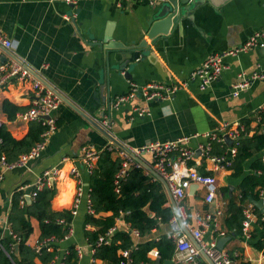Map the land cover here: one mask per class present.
I'll return each mask as SVG.
<instances>
[{"label": "crops", "instance_id": "crops-1", "mask_svg": "<svg viewBox=\"0 0 264 264\" xmlns=\"http://www.w3.org/2000/svg\"><path fill=\"white\" fill-rule=\"evenodd\" d=\"M213 1L219 6L207 3L205 15L188 13V17L182 19L181 25L165 40L144 51L145 56L139 54L133 63H129L125 70L121 71L116 61L122 54L121 50L110 49L107 62L106 49L93 42L110 38L128 44L132 38L139 40L143 37L148 18L153 11L145 0H77L75 4L62 0H0V31L13 42L11 49L1 52L0 57L5 58V61L10 58L9 54L21 57L46 82L99 124L104 117H109L107 130L127 146L139 147L149 142L188 137L185 145L195 152L188 164L200 172L214 174L217 191L213 207L212 203L204 202V189L200 185L193 184L189 187L181 201L186 218L178 219L179 230L199 227L195 214L209 212L212 220L209 227L204 229L202 242L209 244L215 241L216 249L228 254L230 260L219 264H238L240 261L264 264V245L262 249H257L251 244L252 237L245 241L241 234H234L224 224L228 199L238 194L235 179L230 177L232 166L228 170H214L213 164L200 157L198 151L199 145L207 142L203 134L224 123H232L234 126L248 119L250 127L259 124L256 120L260 113L257 111L264 104V79L255 80L236 96L232 94V84L236 81L238 73H250L257 63L264 62V47L226 58L228 68L204 90L198 88L197 81L187 80V85L170 99L146 101L142 97H136L119 108L110 106L117 95L128 90L129 82L143 84L152 81L171 83L186 80L208 55L238 46L250 35L264 31V0ZM262 40L264 42V37ZM147 43L150 44L151 41L148 39ZM125 72H128L126 77ZM31 89L28 81L9 83L0 91V103L6 98L25 110L30 105ZM134 105L144 108L147 114L138 115L133 109ZM16 116L13 120H8L0 111L2 123L14 138L20 139L27 133L29 123L20 121ZM52 116L59 124L50 135L40 156L32 160L28 168H12L3 173L0 182V239L8 235L15 241L9 222L14 192H30L47 169L59 168V176L53 186L55 195L50 202L51 210H71L70 199L75 182L69 171L75 166L79 170L78 181L83 187V194L75 213L72 214L69 228L71 234L68 238L58 241L57 250L61 255L66 251L68 244L74 243L75 248L81 250V254L78 253L79 264H90L92 259L93 264H105L93 256L94 249L83 235V229L94 230L95 226H83L85 215L93 213H90L87 202L90 173L81 160V148L85 145L103 148L110 140L63 101L52 112ZM213 142L220 145L222 152L212 153L211 149L212 155H224L230 147L227 142ZM112 154L116 157L114 152ZM1 155L5 157L3 153ZM142 158L150 161L149 154H143ZM144 172L151 176L145 169ZM161 186L167 199L165 206L170 207L173 217L175 213L171 201L162 183ZM21 187L23 189H19ZM223 187L228 190L224 191ZM259 199L262 198L259 196ZM262 200L264 204V199ZM249 202L251 203V200ZM245 203L242 205V212ZM219 208L222 214L215 216V210ZM256 209L261 213L254 204L255 213ZM110 214L111 212H100L95 214V217ZM261 214V220H264V213ZM122 215L123 213H120V216L115 218L111 228H114L113 232H129L132 246L148 239L156 241L164 235L176 244L170 222L172 217L168 222L159 221L150 233L141 236L137 229L124 221ZM29 220L32 231L27 244L35 250L37 242L41 241L39 223L33 217ZM256 229L260 238H264V229L258 225V215L252 233ZM219 230L225 234L218 235ZM174 232L177 233L176 236L180 234L179 231ZM110 237L111 235V241ZM222 237L229 239L224 242L222 248H218L217 242ZM51 244L48 251L53 250ZM155 250L157 251L153 248L147 254L150 262L157 256L160 257L159 254L153 255ZM39 251L35 252L38 254ZM174 252L175 248L169 260H172ZM60 258L61 256L55 255L47 264H58ZM163 260L166 259L160 257L161 264ZM201 260L206 262L204 257H199L197 264ZM34 261L36 264H42L38 256Z\"/></svg>", "mask_w": 264, "mask_h": 264}, {"label": "built area", "instance_id": "built-area-1", "mask_svg": "<svg viewBox=\"0 0 264 264\" xmlns=\"http://www.w3.org/2000/svg\"><path fill=\"white\" fill-rule=\"evenodd\" d=\"M62 1L68 4H75L77 0ZM145 1L152 6L164 0ZM263 37L264 31H259L250 35L238 46L208 55L202 61V63L190 73L186 80L171 83L152 81L143 84L129 82L128 90L125 93L117 95L111 102L110 106L113 108H119L120 106L131 102L136 97H142L146 101H162L170 99L179 90L187 85V80L197 81L198 88L200 90H204L209 87L224 70L228 68V64L225 61L226 58L235 57L239 53L264 47V42L262 40ZM12 46L13 42L0 31V53L4 52L3 50H10ZM9 56L10 58L8 60L0 64V91L4 90V86L9 83L25 81L30 82L32 87L30 105L25 110L19 112L16 117L24 123L39 120L46 128L41 134V140L36 142L27 152L21 154L16 161L8 163L3 155L0 156V170H2L0 171V182L3 178V173L5 170L12 168H28V164L40 156L49 140L50 135L55 132L57 127L55 123L56 120L52 116V112L57 109L62 101L58 94H56L51 87L47 86L39 78V76H42L32 69L25 62V60L19 56H13L10 54ZM262 79H264V62L257 63L255 68L250 73H238L236 81L232 84V94L236 96L240 91L248 88L255 80ZM133 109L138 115H143L144 113L147 114V111L144 108H141L137 105H134ZM261 110H264V104L257 112H260ZM45 116L48 117L44 118ZM258 122L259 130L264 131V122H260L259 117L256 120V123ZM1 123L2 121L0 118V125ZM100 125L107 129L109 125V117H104ZM235 126H239L240 130L243 129L241 123L234 126L232 123H224L215 130L205 132L203 134L207 139V142L199 145V156L208 159L213 164L214 170H228V168L233 164L234 158L237 154V146L240 141L239 131L235 128ZM225 135L230 138L232 144H230V147L227 148V151L224 155H212L210 153L211 141L223 143L225 142ZM187 141L188 137L184 136L175 140L149 142L139 147H130L124 143L123 144L132 153L140 157L145 164L150 166L159 176L165 180L166 185L173 197L176 205L177 215L173 216L170 220L173 228L172 234L176 239L175 252L171 264H197L198 258L203 257L202 253L207 255L214 264H219L220 262L227 263L230 260V257L224 251L216 249L215 241H211L209 244L202 242L204 229L209 227L210 221L212 220V215L209 212H206L205 214H195V219L199 227L184 231L179 230L180 226L178 219L184 220L186 218V211L182 206L181 201L186 196L189 187L193 184L200 185L204 189L203 200L205 203L215 202V194L217 191V183L214 174L200 172L195 167L188 164V162L193 159L195 152L185 145ZM103 148L112 150L116 157L121 159V167L115 175L116 184H118L119 181L127 175V171L130 167L144 168L141 163L137 162L130 154H128L119 146L115 145L112 141H110L109 144ZM100 151L101 150L94 145L82 146L81 160L89 173L95 166ZM143 154L150 155L149 162L142 158ZM259 154L261 161L264 163V149L261 150ZM145 170L148 174H150L147 169ZM69 172L75 182V189L72 191L70 199V212L73 214L75 213V210L78 207L79 201L82 197L83 187L78 181V168L72 166ZM58 176L59 168L54 167L45 170L37 180V184L35 186L36 189H40L45 184L49 187H53ZM153 178L156 179L154 176ZM19 189H23V187ZM34 195V191L23 193L19 199L20 205H25L26 196H29L32 200ZM259 196L264 199L263 190L260 191ZM87 202L90 203L89 198ZM89 211L90 213H93L90 207ZM214 214L215 216L221 215L222 210L219 208L215 210ZM62 221V219L59 220V222ZM255 223H257V215L254 210V204L248 201L243 207V220L241 227V236L243 240H250L252 228ZM113 231L114 228H110L105 236H100L98 238L97 243H109V235ZM174 231H179L180 234L176 236L177 233ZM70 234L71 229L68 230V234L64 236V239L68 238ZM224 234V231L219 230L218 235L223 236ZM54 240L55 238L51 236L37 242L35 251L38 252L41 248H46V250H49L50 244ZM0 249H2L1 245ZM77 252L81 254L80 249H77ZM262 253L264 254V249L262 250ZM121 254L124 257H128L129 251L123 250L121 251ZM153 255L157 256L158 252L156 250L153 251ZM93 263L94 259L91 260L90 264Z\"/></svg>", "mask_w": 264, "mask_h": 264}, {"label": "trees", "instance_id": "trees-1", "mask_svg": "<svg viewBox=\"0 0 264 264\" xmlns=\"http://www.w3.org/2000/svg\"><path fill=\"white\" fill-rule=\"evenodd\" d=\"M23 110L8 99L0 103V111L8 120H13L16 114ZM260 122H264V110L259 113ZM56 126L59 124L55 121ZM250 120L244 119L235 128L239 131V144L237 154L232 164L230 177L235 182V189L238 194L228 199L225 210L224 224L234 234H241L243 212L242 205L250 200H258L261 190L264 191V164L261 162L258 153L264 149V132L257 127H250ZM41 121L29 122L28 130L24 137L14 138L8 131L5 124L0 125V155L3 153L8 163L16 161L21 154L27 152L36 142L41 140V134L45 130ZM212 153H221L222 148L217 143H212ZM221 144V143H220ZM214 146V147H213ZM100 149L99 157L95 166L89 174V207L93 214H86L83 226L90 224L95 229H83L86 242L94 249L93 256L101 259L105 264H146L151 261L148 252L156 248L161 259H170L173 255L175 242L164 235L158 240L148 239L132 246L129 232L116 230L111 233L109 243L98 244V238L105 236L108 230L114 226L115 218L123 213L124 221L130 227L139 231L141 236L150 233L159 221L168 222L172 217L170 207L165 206L166 195L163 192L161 183L153 177L145 174L142 167H130L127 175L115 183V175L121 167V159L113 156L112 150ZM218 150V151H216ZM257 171H260L259 173ZM227 191V187L222 188ZM31 191L35 192L30 203L21 206L19 199L23 192L16 190L12 196L9 213L10 230L15 236H4L0 239V264H36L34 258L39 257L42 264H47L55 255L61 256L58 264H79V256L74 243L66 246V251L59 254L58 241L62 240L68 233L72 214L70 210L52 211L50 202L55 195V188L46 184L40 189L36 187ZM145 207L153 213V216L146 212ZM100 212H111L110 215L95 217ZM258 225L264 229L263 214L256 209ZM35 218L39 223L41 241L53 236L55 241L51 244L53 250L48 251L41 248L37 254L27 244V239L32 231L29 218ZM62 219V222L59 220ZM159 219V220H158ZM251 244L257 249H262L264 238H260L258 229L254 230ZM14 244L18 245V254L14 253ZM128 250V257H124L121 251ZM198 264H207L201 260ZM238 264H249L240 261Z\"/></svg>", "mask_w": 264, "mask_h": 264}, {"label": "water", "instance_id": "water-1", "mask_svg": "<svg viewBox=\"0 0 264 264\" xmlns=\"http://www.w3.org/2000/svg\"><path fill=\"white\" fill-rule=\"evenodd\" d=\"M224 1V0H223ZM226 1V0H225ZM207 3H212L214 6L218 7V4H215L213 0H164L158 4L152 5L153 8L152 13L150 14L148 18L147 28L145 31V34L143 37H141L139 40H135L132 38L130 40V43H123L114 41L110 38L102 40V42H93L97 45L103 47L106 49V55H107V62H109V50L116 48L121 50L120 57L116 59L120 65V70L124 71L125 67L129 63H133L137 58L138 55L141 54L142 56H145L143 53L146 50H149L151 46L155 45L156 43L160 42L161 40H165L166 37L172 33V31L181 25V20L185 17H188V13L195 12L197 15H205L206 14V7L205 5ZM150 40L151 43L148 44L147 40ZM6 52L5 50H3ZM5 58L0 57V63L4 62ZM125 77L128 75V72H125ZM39 78L49 87H51L56 94L61 98L63 102L68 104L71 108H73L75 111H77L83 118H85L88 122H90L95 128H97L104 136H106L110 141H112L115 145L119 146L123 150H125L128 154H130L137 162L141 163L142 166L147 169L151 175L156 177L157 180H159L163 186L166 189V192L169 196V199L172 204V208L174 210L175 215H177L176 211V205L173 200V197L166 185L165 180L159 176L150 166L145 164L140 157L136 156L134 153H132L121 141H119L117 138H115L107 129L102 127L98 122L93 120L88 114H86L81 108L76 106L73 102H71L67 97H65L60 91H58L56 88H54L51 84L46 82L42 77L39 76ZM48 116H45L44 118H47ZM224 141L227 142V144H232V141L230 138L225 135ZM229 192H231V188H229ZM26 202L30 203L31 198L29 196L25 197ZM256 206H258L261 213H264V204L263 200H251ZM213 207L215 202L212 203ZM149 215H152V213L148 210V208H145ZM213 210V208H212ZM229 237H222L217 242V247L222 248L223 244L226 240H228ZM86 251V249H84ZM14 253L18 254V245L16 244L14 246ZM130 254V253H129ZM203 257L205 258L206 262L208 264H214L207 255L202 253ZM172 260H163L162 264H171ZM148 264H161L160 257L157 256V258L148 263Z\"/></svg>", "mask_w": 264, "mask_h": 264}]
</instances>
